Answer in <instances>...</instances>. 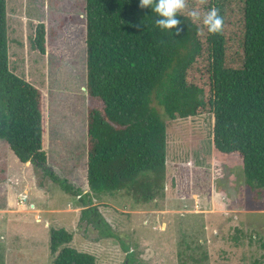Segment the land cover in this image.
<instances>
[{
    "label": "trees",
    "instance_id": "1",
    "mask_svg": "<svg viewBox=\"0 0 264 264\" xmlns=\"http://www.w3.org/2000/svg\"><path fill=\"white\" fill-rule=\"evenodd\" d=\"M211 8L223 19L216 34L202 23ZM199 13L194 20L181 12L172 35L139 0H85V85L102 106L87 111L84 192L48 164L43 92L9 68L7 0H0V140L77 197L79 222L100 238L116 235L93 199L124 192L148 204L164 197V117L211 114L215 153L241 162L248 188H264V0H201ZM33 42L46 52L44 23ZM49 235L52 264H96L93 254L69 246L73 236L65 228H50ZM122 264H135L131 251Z\"/></svg>",
    "mask_w": 264,
    "mask_h": 264
},
{
    "label": "rangeland",
    "instance_id": "2",
    "mask_svg": "<svg viewBox=\"0 0 264 264\" xmlns=\"http://www.w3.org/2000/svg\"><path fill=\"white\" fill-rule=\"evenodd\" d=\"M200 1L185 0L182 13H199ZM84 7L85 0H7L9 68L43 92L48 164L86 192L87 111L102 104L85 85ZM40 23L46 26L45 53L33 42ZM164 120V197L148 204L124 192L93 199L115 237L100 238L80 223L78 198L11 152L0 166V208L9 167L25 178L19 190L28 206L0 210V264H52L50 228L68 230L69 246L93 254L96 264H122L128 251L135 264H264V188H248L241 162L215 153L211 114Z\"/></svg>",
    "mask_w": 264,
    "mask_h": 264
},
{
    "label": "clouds",
    "instance_id": "3",
    "mask_svg": "<svg viewBox=\"0 0 264 264\" xmlns=\"http://www.w3.org/2000/svg\"><path fill=\"white\" fill-rule=\"evenodd\" d=\"M139 5L141 8L150 9L156 14L158 19L154 23L161 29L170 32L172 35L173 33L170 31L172 29H176V34L179 33L180 20L176 17L186 8L185 0H139ZM189 15L194 20L201 19L200 13L196 11L190 12ZM202 23L210 34L219 33L223 27V19L216 8H211L204 14Z\"/></svg>",
    "mask_w": 264,
    "mask_h": 264
},
{
    "label": "crops",
    "instance_id": "4",
    "mask_svg": "<svg viewBox=\"0 0 264 264\" xmlns=\"http://www.w3.org/2000/svg\"><path fill=\"white\" fill-rule=\"evenodd\" d=\"M11 152L12 151L9 148L8 144L5 141L0 140V166L5 161H8V157L10 156ZM22 164L26 168L32 167L31 163H29V162L22 163ZM8 167H9V165H8ZM4 172H5V177L2 178L1 180H2V182L7 180V182H6L7 184H5V185H7L6 191H5L6 201H5L4 207H1L0 210L4 211V212H8V214H10V213H13V211H18V210L12 209L13 206L17 205L19 207V209H23V208L26 207L25 205H21L19 203V200L21 199V197L24 196V194L21 193L20 190H19V185L22 182L25 183V178L23 176H20V174L17 171L15 173V170L12 169L11 167H9ZM35 172H36V170H35ZM21 175H22V173H21ZM35 176H37V173L35 174ZM27 186L28 185H25V187H27ZM87 188H88V185H87ZM40 189L43 190V191L46 190L45 188H42V187H40ZM17 195H18V197H17ZM26 199H27V197H26ZM29 206L33 207L34 205L33 204H29Z\"/></svg>",
    "mask_w": 264,
    "mask_h": 264
},
{
    "label": "built area",
    "instance_id": "5",
    "mask_svg": "<svg viewBox=\"0 0 264 264\" xmlns=\"http://www.w3.org/2000/svg\"><path fill=\"white\" fill-rule=\"evenodd\" d=\"M19 203L21 205H25L26 204V197L25 196H22L21 199L19 200ZM27 205V204H26ZM32 207V206H31Z\"/></svg>",
    "mask_w": 264,
    "mask_h": 264
},
{
    "label": "water",
    "instance_id": "6",
    "mask_svg": "<svg viewBox=\"0 0 264 264\" xmlns=\"http://www.w3.org/2000/svg\"><path fill=\"white\" fill-rule=\"evenodd\" d=\"M30 163V162H29Z\"/></svg>",
    "mask_w": 264,
    "mask_h": 264
}]
</instances>
